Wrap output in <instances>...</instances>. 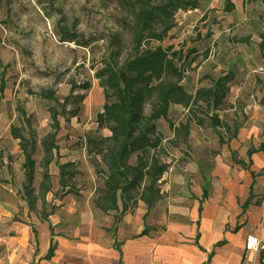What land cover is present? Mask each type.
Returning <instances> with one entry per match:
<instances>
[{
    "label": "rangeland",
    "instance_id": "374dc122",
    "mask_svg": "<svg viewBox=\"0 0 264 264\" xmlns=\"http://www.w3.org/2000/svg\"><path fill=\"white\" fill-rule=\"evenodd\" d=\"M201 6L204 15L188 17L184 29L166 37L163 46L179 47L185 42L187 49L203 50L194 66H186L187 80L183 83H189L190 91L200 85L210 87L226 72L232 71L235 76L228 83L229 91L218 110L194 109L195 120L190 123L189 134L174 130L189 117L182 105L160 120L162 142L156 152L170 163L161 183L163 195L146 217L139 214L141 208L147 212L141 201L131 205V225L151 230L155 223L160 228L159 224L166 226L177 219L188 222L201 217L200 213L194 218L192 211L200 206L205 209L209 204L206 218L214 219L220 209L231 211V192L240 205L248 195L245 187L253 176H264V149L260 147L264 143V52L259 49V34L264 32V3L202 0ZM125 7L118 0H0V81L3 75L7 79L0 99V234L15 235L14 227L21 223L37 233L23 192L24 158L11 127L23 124L19 119L23 107L40 139L50 129V107L55 103L30 90L52 89L63 101L73 84L90 82L91 90L86 92L81 112L69 120L61 117L63 128L57 136L58 162L77 163L79 173L69 181V187H76L78 194L63 196L70 209L67 214L53 204L58 194L51 195L46 208H54L73 225L79 224L83 212L99 209L93 200L103 179L90 163L86 141L89 136L109 135V131L97 124V114L104 106V89L94 73L111 51L115 34H121L123 39V55L131 52L132 33ZM63 28L77 34L76 40H63ZM158 44L153 40L148 46L155 48ZM225 48L230 49L227 60L222 56ZM212 53L213 60L203 64ZM213 113L219 115L220 126L212 125ZM199 117L204 118L203 125L197 123ZM226 123L229 128L224 127ZM39 139L34 155L35 187L41 181L39 161L43 150ZM55 172H59V167L53 162L51 174ZM205 185L211 195L207 199H203ZM258 224L259 217H251L242 232Z\"/></svg>",
    "mask_w": 264,
    "mask_h": 264
},
{
    "label": "trees",
    "instance_id": "16d2710c",
    "mask_svg": "<svg viewBox=\"0 0 264 264\" xmlns=\"http://www.w3.org/2000/svg\"><path fill=\"white\" fill-rule=\"evenodd\" d=\"M118 1L126 6L130 18L132 49L128 55H123L124 42L121 34L112 37V49L103 58L102 66L94 73L104 89V106L97 114V124L105 127L109 135L89 136L86 141L90 163L94 165L97 176L103 179V185L96 189L94 205L106 214L113 213L115 225L131 205L142 201L147 206V212L143 216L146 217L162 198L161 183L170 163L162 160L156 152L162 142L159 121L169 116L172 106L182 105L187 109L189 117L174 130H183L189 134L190 123L195 120L194 109L218 110L229 91L228 83L235 76L232 71L226 72L215 79L210 87H199L195 93H190L182 83L186 77V66L190 64L187 55L182 48L176 50L172 45L163 46L162 42L176 25L177 12L196 9L202 0ZM261 1L264 3V0ZM232 6L231 3L230 7ZM62 31L63 40H76L77 34L66 28ZM259 37V49L264 52V32ZM153 40L159 43L155 48L148 46ZM6 87L7 79L3 75L0 81V99ZM90 88V82L73 84L70 94L63 101L55 90H30L31 94L55 103V106L50 107L52 122L49 131L39 139L31 116L27 115L23 107L19 116L23 124L11 127L12 136L19 141L24 158L23 192L28 209L43 221L55 213L54 208H46L47 196L53 187V162L59 167L63 195L78 194L76 187H69V181L79 173L77 163L58 162L57 136L63 128L61 117L67 116L69 120L78 116ZM69 105L72 107H68ZM197 123L203 125L204 118H197ZM221 124L219 115L213 113L212 125ZM224 127L229 128V124L226 123ZM38 139L43 154L39 161L41 181L35 187L37 161L34 155ZM221 142L223 143L222 140ZM260 147L264 149L263 142ZM253 184L254 181L250 185L249 196L243 202V212L252 204ZM210 196L205 185L203 199ZM201 211L202 206L199 207V212ZM148 231L149 228L145 227L139 236ZM55 248L56 244L52 241L44 259L50 260L55 255ZM263 258L264 255L261 254L260 264H263Z\"/></svg>",
    "mask_w": 264,
    "mask_h": 264
},
{
    "label": "crops",
    "instance_id": "0c3cea01",
    "mask_svg": "<svg viewBox=\"0 0 264 264\" xmlns=\"http://www.w3.org/2000/svg\"><path fill=\"white\" fill-rule=\"evenodd\" d=\"M177 13L176 25L167 37L184 29L183 24L188 17L198 18L204 15L201 4L196 9L179 10ZM172 46L176 50L183 49L188 57L189 66H194L202 56L203 50L197 47L187 49L185 42L179 47ZM225 50L222 56L227 60L230 49L225 48ZM212 58L213 53L209 54L203 64ZM184 80H187L186 77ZM183 84L190 93H195L199 87H205L196 86L190 91L189 83ZM178 106H172L170 113ZM51 179L53 187L47 196V202L51 195L58 194L53 204L56 203L59 210L67 214L70 209L65 205L66 197H63L59 172H55ZM253 181L252 204L243 212V202L250 194V185ZM252 182L245 187L248 189V195L240 205L234 201L235 194L232 192L229 194L228 203L231 209L229 212L220 209L214 219H207L209 204L205 209L202 206L201 212L199 209L191 212L194 218L199 217L201 213L199 218L188 222L177 219L166 226L159 224L160 228L155 223L154 228L141 236L139 234L145 227L129 224L131 215L129 210L117 225L113 213L106 214L100 209H96L95 212H83L82 220L76 225L62 217L58 211L52 213L48 220L43 221L29 210L33 215L30 222L35 225L37 233L34 234L28 225L21 223L14 227L15 235L0 234V264H252L245 247L249 235H260L263 247L258 261L261 254L264 255V225L262 226L264 199L261 200L264 198V176L253 177ZM145 213L146 211L141 208L140 217ZM256 216L259 217V224L250 225L248 231L243 233L244 224L249 222L251 217ZM52 227L53 231H51ZM52 241L56 244L55 255L50 260H46L44 257ZM76 260L78 262H75Z\"/></svg>",
    "mask_w": 264,
    "mask_h": 264
},
{
    "label": "built area",
    "instance_id": "2783aa9c",
    "mask_svg": "<svg viewBox=\"0 0 264 264\" xmlns=\"http://www.w3.org/2000/svg\"><path fill=\"white\" fill-rule=\"evenodd\" d=\"M264 158V156H263ZM264 161V159H263ZM264 225V221H262V226ZM245 247H246V251L248 254V257L250 259V261H252V264H256L257 263V259L259 256V253L262 249V239L260 237V235H249L246 239L245 242Z\"/></svg>",
    "mask_w": 264,
    "mask_h": 264
}]
</instances>
